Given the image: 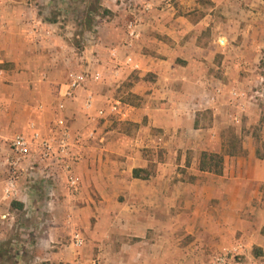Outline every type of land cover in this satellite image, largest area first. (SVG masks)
Segmentation results:
<instances>
[{"label":"crops","instance_id":"crops-1","mask_svg":"<svg viewBox=\"0 0 264 264\" xmlns=\"http://www.w3.org/2000/svg\"><path fill=\"white\" fill-rule=\"evenodd\" d=\"M211 1V9L201 0L107 1L106 17L84 39L73 22L62 32L43 20L33 0H0V211L14 202L27 210L30 200L91 202L106 238L96 244L101 264H204L207 252L238 243L244 260L263 258L264 106L246 91L264 40L252 23L230 19L225 0ZM135 16L140 38L131 43L126 26ZM86 69L102 81L89 79L60 112L70 72ZM98 109L106 117L89 120ZM59 118L82 136L76 196L65 178L51 190L39 175L27 177V165L24 174L12 166L13 137H31V123L51 136ZM228 130L241 155L227 154ZM202 153L225 154L222 175L200 171ZM137 169L149 179L134 178ZM98 200H112L110 209Z\"/></svg>","mask_w":264,"mask_h":264},{"label":"rangeland","instance_id":"rangeland-1","mask_svg":"<svg viewBox=\"0 0 264 264\" xmlns=\"http://www.w3.org/2000/svg\"><path fill=\"white\" fill-rule=\"evenodd\" d=\"M33 1L43 20L61 23L62 32H66L68 23L73 22L72 30L70 28L67 30H71L75 37L80 36L85 39V33L91 31L94 26L93 20L99 17L96 21L98 24L106 17L107 9L102 4L111 0ZM116 2L123 5L131 0H115ZM224 3L230 10L229 13L233 15L231 20L243 24L247 20L248 24L252 23L256 28L258 27V35L264 40V0H225ZM67 4L69 5L66 9ZM131 4L143 9L146 3ZM199 4L204 9L214 8L215 5L211 0H201ZM258 66L259 70L253 74L254 81L252 85H248L246 93L247 96L254 97V100H259L264 106V49ZM258 131L256 132L259 133ZM232 133V130H228L227 139L231 138ZM30 201L31 207L27 210L3 204V210L0 211V264H78L80 262L101 264L99 258L101 248L99 249L96 244L103 245L106 238H99L103 230L95 228L97 221L89 208L90 204V207H94L91 202L90 204L85 202L83 205L79 202L82 200L77 198L54 200L52 208H49L45 200H41L40 206ZM98 201L103 202V209L104 206L110 209L112 205V200ZM76 232L84 239V246L81 249L76 248L72 240ZM211 254L212 251L207 252L204 264H209ZM257 254L259 253L255 250V255Z\"/></svg>","mask_w":264,"mask_h":264},{"label":"built area","instance_id":"built-area-1","mask_svg":"<svg viewBox=\"0 0 264 264\" xmlns=\"http://www.w3.org/2000/svg\"><path fill=\"white\" fill-rule=\"evenodd\" d=\"M130 8L133 9L132 6ZM150 6L145 4V9ZM135 9L133 10V12ZM138 16L127 23V36L131 43L140 38L138 31ZM98 27L95 28V32ZM49 32L46 33L48 37ZM131 63L132 59H128ZM94 82L102 81V75L99 73L91 74L88 69L84 71L72 70L69 74L68 82L63 90L61 101L57 105L60 112L66 110V103L76 98L78 91L83 89L88 80ZM120 103H113L110 106L111 114L119 113ZM94 109L93 96H88L85 102L86 112H92ZM106 117L105 109H98L96 116H89V120L103 119ZM31 137L23 134H17L11 141V150L14 154L12 166L16 173H25L24 165H27V177L32 175L35 178L39 175L49 184L52 190L57 182L63 178L67 181L68 190L71 195H78L81 192V180L75 169L78 163L82 161L80 154L76 153V143L82 139L81 135L76 136L69 126L66 118H59L56 121L53 135L43 136L36 128L34 123L29 125ZM74 246L81 249L84 246V239L80 233H74L72 237ZM243 245L238 243L233 247H225L220 252L214 254L209 264H264V257L248 262L244 260ZM84 264V263H78Z\"/></svg>","mask_w":264,"mask_h":264},{"label":"trees","instance_id":"trees-1","mask_svg":"<svg viewBox=\"0 0 264 264\" xmlns=\"http://www.w3.org/2000/svg\"><path fill=\"white\" fill-rule=\"evenodd\" d=\"M227 154L230 156L242 154L241 143L234 135H232L230 138ZM224 157L225 154L202 153L199 162L200 171L213 173L215 175H222L224 170ZM262 158L264 159V157ZM149 176L150 174L145 170L137 169L133 172V177L136 179L147 180L149 179ZM12 205L23 208L21 204L15 202Z\"/></svg>","mask_w":264,"mask_h":264}]
</instances>
